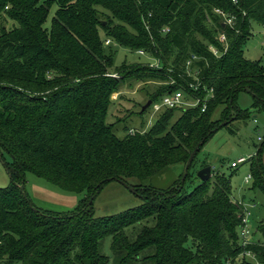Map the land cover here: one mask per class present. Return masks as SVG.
<instances>
[{
    "label": "trees",
    "instance_id": "trees-1",
    "mask_svg": "<svg viewBox=\"0 0 264 264\" xmlns=\"http://www.w3.org/2000/svg\"><path fill=\"white\" fill-rule=\"evenodd\" d=\"M252 24L264 27V0H0V150L10 157L0 153L10 179L0 188V264H264V219L256 228L261 239L243 244L244 208L230 177L211 172L202 182L193 169L222 123L248 118L236 102L240 92L264 111V61L243 50ZM104 39L157 65L115 66ZM126 80L157 83L147 93L151 104L178 91L212 97L204 112L202 104L163 109L148 129L141 123L119 138L107 117ZM199 143L183 183L182 172L165 189L152 185L171 166H185ZM263 149L264 142L250 172L252 188L264 195ZM25 173L83 199L66 214L33 211ZM113 178L142 203L96 218L93 199Z\"/></svg>",
    "mask_w": 264,
    "mask_h": 264
},
{
    "label": "rangeland",
    "instance_id": "rangeland-1",
    "mask_svg": "<svg viewBox=\"0 0 264 264\" xmlns=\"http://www.w3.org/2000/svg\"><path fill=\"white\" fill-rule=\"evenodd\" d=\"M56 7L53 5L45 22V27L49 28L51 18ZM7 27L10 26L6 24ZM106 41V39H104ZM264 33L262 28L252 24L251 34L243 46L244 55L249 60L264 61ZM105 45V44H104ZM111 45V44H109ZM113 64L119 66L123 63L142 64L145 66H156L157 60L149 55H139L137 52H130L128 49L112 43ZM112 77H119L118 74H111ZM131 81H124L118 92L111 96V106L107 117V123L114 124V132L117 137L122 138L126 129H139V125L144 123L146 129L152 126L157 116L163 111L155 110L151 104L142 119L136 117L138 113L149 101L147 93L152 92L159 86L157 83L148 82L129 87ZM236 102L240 111L248 115L247 119H237L231 123L218 128L213 135L206 141L198 153L194 162L193 169L210 166L213 174L225 175L230 177L232 196L236 203L241 204L244 209L250 213L249 229L250 238L253 241L261 239L256 231L257 225L264 219V195L259 190H254L253 178L251 175V160L238 165L237 169L230 168L232 162L239 158L247 159L254 156L264 142V111H258L252 108L253 99L250 94L240 92L237 95ZM156 104V103H155ZM223 108L220 106L215 109L212 119L218 120ZM132 113V114H130ZM5 162L10 161V157L0 150ZM261 160L264 166V149L261 153ZM184 171V166L176 164L170 167L169 172L163 176L154 179L151 183L156 188L165 189L174 179ZM193 172V170L191 171ZM251 179L246 183L245 178ZM24 192L32 208L45 212L57 214H66L75 211L82 194L62 191L46 180L38 178L30 173L24 175ZM10 184L3 162L0 159V188H6ZM192 186V185H191ZM141 199L134 192H131L122 184L111 181L103 185L98 191L92 203V211L96 218L117 217L120 214L133 210L140 206ZM103 253L106 256L111 255L110 239L105 241ZM247 261L253 262L251 257Z\"/></svg>",
    "mask_w": 264,
    "mask_h": 264
},
{
    "label": "built area",
    "instance_id": "built-area-1",
    "mask_svg": "<svg viewBox=\"0 0 264 264\" xmlns=\"http://www.w3.org/2000/svg\"><path fill=\"white\" fill-rule=\"evenodd\" d=\"M233 3H236V0H232ZM217 14L222 15L224 18L226 24L232 25V19L226 18L219 10L215 11ZM262 31L264 33V27L262 28ZM220 42H225V38L223 36L219 37ZM111 44V41L108 39L105 41V45ZM262 45L264 46V41L262 42ZM211 51L216 54V51L211 48ZM139 55H144L145 53L143 51H137ZM189 65V63H188ZM195 90V89H194ZM182 92L178 91L174 94L170 95H165L161 98L160 102L153 104L156 108L155 110H163V109H172V108H177L181 107L184 109L187 108H195L199 104H202L201 112H204L206 110V105L209 101V99L212 97L211 92L202 100L192 97L191 95H188V98H186ZM253 156H249L247 159L245 158H239L236 162H232L230 165V168L236 169L238 165L245 163L246 161H250ZM251 179L250 176H247L245 178L246 183ZM249 217L250 213L247 209H243V213L241 215V227H240V238L243 240V244L248 243L251 238H250V229H249ZM247 256L252 257V255L247 254Z\"/></svg>",
    "mask_w": 264,
    "mask_h": 264
},
{
    "label": "water",
    "instance_id": "water-1",
    "mask_svg": "<svg viewBox=\"0 0 264 264\" xmlns=\"http://www.w3.org/2000/svg\"><path fill=\"white\" fill-rule=\"evenodd\" d=\"M150 105H151V102L148 101L147 104L142 108V111L146 110ZM221 125L223 126V125H225V123H222ZM200 144L201 143H199L195 147V149L192 151V153L190 154V156H189V158L187 160V163L184 166L183 176H182V180H181L182 183L185 181V179H186V177L188 175L189 167H190L195 155L197 154V152L199 150ZM211 171H212V168L210 166H207V167H204V168L200 169L199 171H197L196 176H197L198 179H200V181L205 182L211 177ZM107 180H112V179H107ZM113 180L118 182V183H120V184H122L124 187H126L131 192H134V189L132 187H130L129 185H127L125 182L121 181L120 179L113 178ZM32 210L33 211H37L34 208H32Z\"/></svg>",
    "mask_w": 264,
    "mask_h": 264
}]
</instances>
